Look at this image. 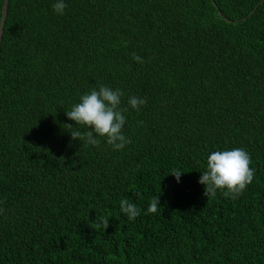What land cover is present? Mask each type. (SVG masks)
I'll return each mask as SVG.
<instances>
[{
    "label": "trees",
    "instance_id": "16d2710c",
    "mask_svg": "<svg viewBox=\"0 0 264 264\" xmlns=\"http://www.w3.org/2000/svg\"><path fill=\"white\" fill-rule=\"evenodd\" d=\"M64 2L63 15L55 0L7 2L0 264H264V0ZM99 84L123 92L122 150L64 129ZM131 96L147 104L136 111ZM233 148L250 155L253 182L207 200V157Z\"/></svg>",
    "mask_w": 264,
    "mask_h": 264
},
{
    "label": "clouds",
    "instance_id": "9594fccd",
    "mask_svg": "<svg viewBox=\"0 0 264 264\" xmlns=\"http://www.w3.org/2000/svg\"><path fill=\"white\" fill-rule=\"evenodd\" d=\"M53 10L63 15L67 7L64 0H55ZM133 61L143 64V58L132 53ZM123 92L120 89H112L104 84L94 87L90 93L80 96V102L73 105L71 110L66 111L68 120L72 124H64L72 140H79L84 144L99 146L100 138H106V142L113 150H122L131 140L126 138L123 128L126 123L124 112L127 109L121 108V97ZM128 104L136 111L147 104V98L131 96ZM83 129L86 131L81 130ZM252 161L250 155L242 148L231 150L213 151L206 162V171L201 173L198 183L204 186V196L208 199L214 198L217 191H222L225 197L237 199L243 194L247 186L253 182L255 170L250 167ZM184 172L173 170L169 175L176 178L177 182ZM120 209L130 221H134L140 215V209L129 199L120 201ZM159 209V197L151 200L147 212L154 214ZM4 209L0 208V214ZM95 228L103 227L106 230L109 220L103 216L94 222Z\"/></svg>",
    "mask_w": 264,
    "mask_h": 264
},
{
    "label": "water",
    "instance_id": "95a60500",
    "mask_svg": "<svg viewBox=\"0 0 264 264\" xmlns=\"http://www.w3.org/2000/svg\"><path fill=\"white\" fill-rule=\"evenodd\" d=\"M215 7L217 9V6H215ZM6 8H7V0H4V4H3V8H2V15H1V19H0V39H1L2 28L4 25L5 16H6ZM218 14L220 16L222 15L219 10H218Z\"/></svg>",
    "mask_w": 264,
    "mask_h": 264
},
{
    "label": "bare ground",
    "instance_id": "6f19581e",
    "mask_svg": "<svg viewBox=\"0 0 264 264\" xmlns=\"http://www.w3.org/2000/svg\"><path fill=\"white\" fill-rule=\"evenodd\" d=\"M7 2H8V0H7ZM6 13H7V10H6ZM5 19H6V16H5ZM4 23H5V20H4ZM4 26V25H3ZM2 31H3V28H2ZM2 35V34H1ZM0 42H1V39H0Z\"/></svg>",
    "mask_w": 264,
    "mask_h": 264
}]
</instances>
